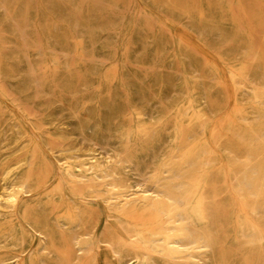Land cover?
Here are the masks:
<instances>
[{
	"label": "rangeland",
	"instance_id": "rangeland-1",
	"mask_svg": "<svg viewBox=\"0 0 264 264\" xmlns=\"http://www.w3.org/2000/svg\"><path fill=\"white\" fill-rule=\"evenodd\" d=\"M93 155L157 195L112 206L64 175ZM262 175L264 0H0V193L27 183L0 264H264Z\"/></svg>",
	"mask_w": 264,
	"mask_h": 264
},
{
	"label": "bare ground",
	"instance_id": "bare-ground-1",
	"mask_svg": "<svg viewBox=\"0 0 264 264\" xmlns=\"http://www.w3.org/2000/svg\"><path fill=\"white\" fill-rule=\"evenodd\" d=\"M119 161L120 160H117L116 162H119ZM248 161H249V157H248ZM109 162H111V156H108V158L103 159V158L97 157L96 155H93V156H87L85 159L79 160V162L75 165H73L72 163H68V162H61V165L63 168L64 175L70 178L71 180H73L74 182L82 183L89 187H92V184L106 186V188L109 189L111 193V195L108 197V201H109V204L112 206L118 205L124 208L132 207V206L143 203L147 199L154 198V196L157 195L156 192H154L152 189L145 186L144 182L138 181V182L132 183L126 180V181H120L118 183H114L113 181H110L109 178L111 177L112 174L108 170V164H106ZM10 167L11 165L8 164L7 169H9ZM10 170L12 171V169ZM252 173L253 174L257 173V169L256 168L254 169L253 167H248V168L246 167V169L244 168V170L242 169L241 171L236 173V179L238 181L237 183L239 184L240 187H250L251 184H253L251 181L252 178L250 179ZM115 175L116 177H118L117 173H115ZM8 177L9 176H7L6 179ZM256 183H257V180H256ZM26 184H27L26 182H17V181H14L13 179L9 181H5L3 192L0 193V217L2 215L3 210L15 209L18 207L19 204L22 203L23 194H25L24 192L26 189ZM168 199L171 202L170 207L167 210L170 217H172L173 214H178L179 216L178 221L184 220V216H183L184 214L182 213V211L187 208L188 201L185 199L176 197V196H171V195L168 197ZM202 213L203 212H202L201 204H198L197 206L194 207V215L196 219L200 220L202 218ZM187 227L192 237L190 244H194L193 248L198 252V254H203L204 252H206L205 249L209 245L208 238L206 237L207 234L205 236V234L200 231L196 221L193 222V221L188 220ZM253 227H254L253 235L255 237H258L259 236V231L257 230L258 228L256 226H253ZM161 239L162 238L156 239V240H161ZM258 243L262 245V241ZM164 245L168 249H181L185 246L183 245V243L180 242L179 238L173 241L165 240ZM84 250H85L84 247H79V251L82 252ZM194 258L195 257H193V260H192L193 262H194ZM200 260L201 259H199V261ZM136 264H142V263L140 262V260H137ZM202 264H206V262L202 261Z\"/></svg>",
	"mask_w": 264,
	"mask_h": 264
}]
</instances>
